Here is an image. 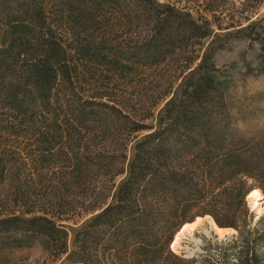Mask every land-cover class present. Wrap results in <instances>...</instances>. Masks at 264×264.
<instances>
[{"label":"trees","instance_id":"1","mask_svg":"<svg viewBox=\"0 0 264 264\" xmlns=\"http://www.w3.org/2000/svg\"><path fill=\"white\" fill-rule=\"evenodd\" d=\"M136 1L146 6L153 18L143 55L192 54L177 70L179 83L174 82L166 91L156 115L138 121L111 99L91 100V118L96 122L91 141V155H97L92 158L95 167L101 169L106 161L103 168L110 170L117 159L107 151L105 140L109 133L114 134L113 127L105 124L110 120L129 125L133 156L119 184L105 176L110 190L74 209L82 221L75 223L71 245L64 223L73 220L74 211H56L62 199L55 190L63 181L81 180L88 170L84 155L71 160L72 172L61 179H56V173L47 180L43 175L35 176L36 183L51 185L54 198L42 201L40 195L30 192L17 195L15 209L5 217L0 215L1 240L4 246L24 247L39 239L56 264H235V259L238 264H264V219L254 226L255 215L247 206L253 191L260 190L264 196V148L252 139L238 140L231 129L229 101L221 91L224 83L214 60L217 50L212 51L210 45L201 58L191 51L193 41L213 37L214 30L208 19L197 22L190 12L175 5ZM68 4L61 5L62 21L54 23L48 21L46 0H0V16L7 23L0 45V99L12 115L19 116L16 119L21 128L32 124L34 128L30 110L50 103L59 78L73 85L70 53L58 38V27L69 26L75 37L74 32L83 28L82 21H91L92 37L104 28L101 19L106 9L119 10L127 18L135 12L131 1L124 7L120 0H91L89 20L84 8ZM90 52L83 51V57L93 62ZM134 66L130 62L112 63L120 75ZM53 116L57 121L56 111ZM73 117L77 125L84 120L83 113ZM148 119L154 123L146 124ZM43 136L42 144L51 149L48 133ZM46 161L44 155L38 164L44 167ZM4 168L0 165V176ZM206 217L238 235L221 243L218 257L212 255L210 243L205 246L207 256L201 259L174 253L171 247L178 230L195 218Z\"/></svg>","mask_w":264,"mask_h":264},{"label":"rangeland","instance_id":"2","mask_svg":"<svg viewBox=\"0 0 264 264\" xmlns=\"http://www.w3.org/2000/svg\"><path fill=\"white\" fill-rule=\"evenodd\" d=\"M129 1L133 2L134 13L127 18L126 13L106 9L101 19L105 26L94 32L92 37L91 21H82L83 28L79 33L74 32L75 37L69 26L58 27V38L70 53L73 85H66L59 78L58 87L53 92L56 96H53L50 103L30 110L34 128L33 124L30 128H21L17 121L19 116L12 115L11 110L0 99V165L5 167L0 176V215L5 217L15 209L17 195L21 197L30 192L40 195L42 201L43 198H54L50 184L36 183L37 174L43 175L47 180L56 173V179H61L63 175L72 172L71 160L78 155H84L88 162L85 168L88 170L81 180L75 183L60 180L63 182L55 190L62 199L56 211H74L73 220L64 223L69 229L70 245L74 236L73 228L77 227L75 223L82 221L77 218L78 210L74 209H79L82 204H90L110 190L105 176L119 184L126 176L133 156L130 143L133 133L130 132L129 125L120 123L118 119L110 120L105 124L113 127L114 134L109 133L105 140L109 145L107 151L116 155L117 159L112 162L110 170L103 168L107 165L106 161L101 169L95 167L92 158L97 155H91V141L96 122L91 118V100L95 97L102 102L111 99L123 113L130 114L134 121L150 118L152 113L156 115L163 106L161 98L166 91L174 82L179 83L180 72L177 70L180 71L182 63L192 55L179 53L178 56H173L167 53L151 58L143 55L142 48L151 37L149 26L153 18L142 3L120 0L124 7ZM158 1L190 12L197 22L209 20L214 36L200 42L193 41L191 51L194 50L193 55L201 58L210 45L213 47L212 51L217 50L214 60L219 69V78L224 83L221 91L229 101L228 120L231 129L238 140L242 137L252 139L264 148V41L261 43L255 40H264V0ZM70 2L80 9L84 8L91 20V0H46L48 21H62L64 16L60 12L61 5L68 6ZM5 21L0 16V45L3 44L2 35L7 29ZM94 39L98 41L97 44H93ZM101 40L104 42L99 43ZM86 49L91 51L93 62L89 58L84 59L82 52ZM114 62H130L135 66L120 75L112 68ZM199 62L200 60L195 61ZM74 66L77 67L76 71ZM55 111L57 121L53 120ZM80 113L84 114V120L77 125L73 115L79 116ZM24 117L21 116L20 119ZM150 123L154 122L146 120V124ZM45 133H48L51 140L49 150L42 144ZM119 145L121 146L118 147ZM44 155L48 161L41 167L38 163ZM117 171L124 172L117 175ZM253 203L254 200H247V206L255 215V226L264 216L259 217L252 207ZM260 205L264 207V200L260 201ZM237 235L238 232L221 238L205 220L192 233L182 237L174 253L187 259H201L207 256L205 246L210 243L212 255L218 257L222 251L219 248L221 243L230 241ZM2 241L0 237V264H56L39 239H34L30 246L24 247L4 246ZM233 262L238 264L237 259Z\"/></svg>","mask_w":264,"mask_h":264},{"label":"bare ground","instance_id":"3","mask_svg":"<svg viewBox=\"0 0 264 264\" xmlns=\"http://www.w3.org/2000/svg\"><path fill=\"white\" fill-rule=\"evenodd\" d=\"M248 200L249 201L254 200V203L252 206L253 209L257 211V214L259 215V217H262L261 215L264 216V207H261V205H260V201L262 202L264 200L263 193L260 190H255L249 195ZM205 220L208 221V223L212 226V228L214 229L216 234L221 238L236 234V231H234L232 229H221V228H219L215 224L214 220L211 217L198 218L192 224L185 225L183 227V229L180 231V233L177 234V236L175 237L174 243L172 245V250L173 251L177 250L178 245L180 244V240L182 239V237L189 234V233H192Z\"/></svg>","mask_w":264,"mask_h":264},{"label":"water","instance_id":"4","mask_svg":"<svg viewBox=\"0 0 264 264\" xmlns=\"http://www.w3.org/2000/svg\"><path fill=\"white\" fill-rule=\"evenodd\" d=\"M252 190H253V189H252ZM181 229H182V228H181ZM181 229L178 231V233L181 231ZM176 236H177V234L175 235V237H176ZM175 237H174V240H175ZM174 240H173V241H174Z\"/></svg>","mask_w":264,"mask_h":264}]
</instances>
